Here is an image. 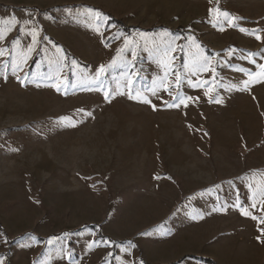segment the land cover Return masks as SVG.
I'll return each mask as SVG.
<instances>
[{
	"label": "rangeland",
	"instance_id": "374dc122",
	"mask_svg": "<svg viewBox=\"0 0 264 264\" xmlns=\"http://www.w3.org/2000/svg\"><path fill=\"white\" fill-rule=\"evenodd\" d=\"M0 33L3 264H264V0H0Z\"/></svg>",
	"mask_w": 264,
	"mask_h": 264
},
{
	"label": "snow or ice",
	"instance_id": "6c2138e0",
	"mask_svg": "<svg viewBox=\"0 0 264 264\" xmlns=\"http://www.w3.org/2000/svg\"><path fill=\"white\" fill-rule=\"evenodd\" d=\"M211 12V10H210ZM225 16H227L228 14L227 13H224ZM96 18L99 19V13L96 14ZM231 23V21H230ZM21 31H24V29H21ZM28 31L31 33V37H32V44L28 46L27 48V52L22 54V62L23 63H26L27 62V59H28V53H31L33 52L35 49H34V45H36L38 43V39H37V36H38V32L37 30L35 29H28ZM242 31H244L242 29ZM141 35H144L143 33H141ZM251 35H254L255 38L259 41L261 40V36L254 30ZM3 36H2V33H0V39H2ZM176 39H180V37H173V42L176 40ZM185 39L187 40H193L194 41V38L191 37V36H188V37H185ZM125 44H128V41L125 40ZM179 47V50L181 52H184V47L182 46H177ZM197 47H199V45H197ZM59 51V50H58ZM125 51V49H119L118 50V55L120 53H123ZM132 51V61L130 62L131 64V67L134 68V62L136 60V51L135 49H131ZM176 51V48L172 47L171 45L163 52L162 56L163 57H168L170 55L171 52H174ZM233 50H229V52H231ZM4 53L2 50H0V56H2ZM200 59L199 60H196L194 61L193 65H192V68L190 69L189 68V65L187 62H185V65L184 67L186 69H188L189 71H191V74L193 76H199L201 73H211L212 75V78L215 80V78L217 77V68H216V65L220 63V61H216V63L214 64L213 63V60L215 59L214 56H204L203 53L201 52L200 53ZM172 60H175V57H171ZM161 63H163V59L160 61ZM116 63V58L113 59V64L111 65H108L107 67L104 66V65H101L97 70H96V73H95V76L93 77H90L89 79L91 80L92 83H95L97 85V90L98 91H103V94H104V98H105V101L108 102L110 100V92L109 90L105 89L104 88V83H103V77H102V74L105 73L107 71L108 68H111L114 64ZM20 65H17V67H19ZM260 69H261V72L259 74H256V73H253L251 71L247 72L246 75L250 78V80L253 78V77H256L257 75H260V76H264V65H259ZM165 68L168 69V65L165 64ZM238 71H244L243 69H237ZM171 71L175 74V83L176 85L178 86L180 83H181V75L179 72H175L174 69H171ZM126 75L129 77V79L127 80V84H128V87H129V99H132L133 98V95H132V91H131V86L133 85L134 81L131 79V77L133 76H136L137 75V72L132 70V71H129L126 73ZM168 75V71L165 72V76ZM260 82H264V81H260ZM160 83L162 85H165V91H169L170 92V86H168L166 84V82L164 80H161ZM243 85H244V88L243 89H238V90H245L248 88L249 86V83L250 81L249 80H244L243 82ZM189 86L193 87V88H200V87H208L209 86V81L207 80H204V81H189ZM53 87L56 88L57 91L60 90V85L59 84H53ZM153 91V95H155V89L152 90ZM123 93H121L122 95ZM171 94V93H170ZM209 93L208 92H205V95H208ZM174 100L177 101V103H174V104H169L168 107H179L180 105H183L184 107H187L188 106V103L187 101H191L193 98L192 97H184L182 95H180L179 93H177L176 96L173 97ZM213 100L215 103H222L223 101L220 99V98H217V97H213ZM143 102L145 103H150V101L148 100H144ZM73 127H75V124L72 125ZM242 215H248L247 212H242L241 213ZM6 242V241H5ZM93 243H99L97 241H94ZM103 243L105 245H108L110 242L109 241H103ZM91 247V245L89 246ZM129 247H135V245H129ZM0 264H3V261L0 260Z\"/></svg>",
	"mask_w": 264,
	"mask_h": 264
},
{
	"label": "trees",
	"instance_id": "16d2710c",
	"mask_svg": "<svg viewBox=\"0 0 264 264\" xmlns=\"http://www.w3.org/2000/svg\"><path fill=\"white\" fill-rule=\"evenodd\" d=\"M111 22H113L119 29L124 30V31L127 30V28L124 27V25H123V23L121 21L115 20V19H111ZM88 228L93 230V229H95V226L94 225H89ZM0 234H2L3 236H6V233H5L4 229L2 228L1 224H0ZM185 258H191V259L199 260L203 264H216L214 261H212V260H210L208 258H198V257H195V256H185L182 259H180L179 261L174 262V263H170V264H179Z\"/></svg>",
	"mask_w": 264,
	"mask_h": 264
},
{
	"label": "bare ground",
	"instance_id": "6f19581e",
	"mask_svg": "<svg viewBox=\"0 0 264 264\" xmlns=\"http://www.w3.org/2000/svg\"><path fill=\"white\" fill-rule=\"evenodd\" d=\"M129 134H130V132H129Z\"/></svg>",
	"mask_w": 264,
	"mask_h": 264
}]
</instances>
